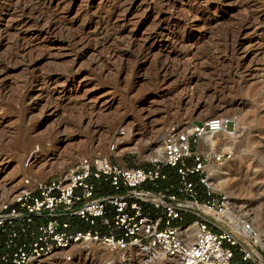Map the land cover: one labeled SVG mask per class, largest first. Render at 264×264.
I'll use <instances>...</instances> for the list:
<instances>
[{"label":"rangeland","instance_id":"rangeland-1","mask_svg":"<svg viewBox=\"0 0 264 264\" xmlns=\"http://www.w3.org/2000/svg\"><path fill=\"white\" fill-rule=\"evenodd\" d=\"M221 114L243 122V215L264 191V0H0V203L92 153L149 166L165 124ZM141 263L92 243L30 264Z\"/></svg>","mask_w":264,"mask_h":264},{"label":"built area","instance_id":"built-area-1","mask_svg":"<svg viewBox=\"0 0 264 264\" xmlns=\"http://www.w3.org/2000/svg\"><path fill=\"white\" fill-rule=\"evenodd\" d=\"M229 122L234 126L229 117L214 115L190 127L165 124L163 154L149 166L92 153L46 178H25L0 203V263L30 264L73 245L100 243L130 263L140 255L141 264H264L253 224L209 184L210 166L223 164L231 152L214 154L202 138L228 131Z\"/></svg>","mask_w":264,"mask_h":264},{"label":"bare ground","instance_id":"bare-ground-1","mask_svg":"<svg viewBox=\"0 0 264 264\" xmlns=\"http://www.w3.org/2000/svg\"><path fill=\"white\" fill-rule=\"evenodd\" d=\"M249 20L251 21V19H249ZM49 26H50V24H49ZM49 29H50V27H49ZM221 115H223V114H221ZM223 116H227V115H223ZM227 117H229L234 123V131L233 132L221 130L219 132L213 133V135L212 134H206L202 138V144L201 145L207 146V147H208V145H210L211 146L210 152H212L214 154H218V153H221L224 151L232 152L234 150V143L237 139L238 133L242 129L243 122H242L241 117H238V116H227ZM191 125H192V123L190 122L187 126L190 127ZM120 149H121L120 146H116L114 148H111V152L117 153ZM122 151H119L118 153H121ZM206 152H209V150L206 149L205 154H206ZM162 154H163V147H162V143H161L152 152L148 153V155H146L145 158L150 159L152 161V160L160 158L162 156ZM229 158H227V159H229ZM227 159L221 165H218V166L211 165L210 166L209 184L214 190L226 193L229 197V203L231 205V209H234V210H236V212L241 214V208L242 207L234 206V203L232 200V198L234 197V187H232V185H231L232 173L235 171H238L239 166L236 162L237 161L236 158L229 160V161H227ZM236 188H238V187H236ZM238 189L240 190V188H238ZM261 196L262 197H261L260 201L257 203V206L256 207L251 206L249 212L243 214L242 216L246 220H249L253 224L254 229L257 231V240H258L259 244L262 246V248L264 249V191H263V194ZM204 213L206 214L205 211H204ZM209 216L215 222H217L219 225L232 230L230 228L231 226L228 225L229 223H227V221L225 219L218 217V216H214L213 214H209ZM186 230H187L189 236L192 237L193 233H194V227L189 225L186 227ZM77 245H79V244H77ZM64 250L67 251V249H63L61 251H64ZM61 251H59V252H61ZM136 256L141 257L140 255H135L134 257H136ZM134 257H133L132 261L134 260ZM153 264H166V263L154 261Z\"/></svg>","mask_w":264,"mask_h":264},{"label":"trees","instance_id":"trees-1","mask_svg":"<svg viewBox=\"0 0 264 264\" xmlns=\"http://www.w3.org/2000/svg\"><path fill=\"white\" fill-rule=\"evenodd\" d=\"M0 252H1V250H0ZM1 264V263H0Z\"/></svg>","mask_w":264,"mask_h":264}]
</instances>
